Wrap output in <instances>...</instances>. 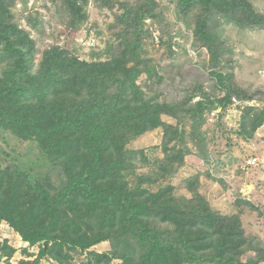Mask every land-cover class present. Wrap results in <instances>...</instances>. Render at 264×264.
I'll return each instance as SVG.
<instances>
[{
    "label": "trees",
    "instance_id": "16d2710c",
    "mask_svg": "<svg viewBox=\"0 0 264 264\" xmlns=\"http://www.w3.org/2000/svg\"><path fill=\"white\" fill-rule=\"evenodd\" d=\"M87 1L65 0L67 9L79 15V19L84 16L81 10ZM119 3L117 21L123 26L112 57L79 60L67 50L52 46L42 54L37 72L28 73L32 40L10 22L5 0H0V44L13 58L12 65L3 72L5 77L0 78V123L22 140L35 139L47 159L61 164L65 176L61 185L50 180L34 184L9 165L0 168V222L5 221L29 244L41 243L39 256H49L61 264H70L69 250L85 251L98 242L116 239L139 241L143 247L137 257L125 250L116 252L122 264H182L200 260L250 264L239 258L242 252H238L237 245L242 229L237 216L214 214L198 194L184 204L177 202L171 190L161 187L153 191L141 184L143 180L149 181V175H139L132 182L126 176L133 167V153L126 149V143L163 127L164 149L171 150L166 144L180 135L182 126L179 121L171 125L161 118L162 114L177 118L174 105L144 97L135 82L140 71L142 25L146 18L156 17L157 1ZM178 3L182 10L195 6L205 9L196 18L194 35L207 47L213 60L224 45L211 34L207 14L219 12L237 23L264 25V16L246 0ZM18 74L27 77L16 80ZM226 75L217 74L225 93L212 106L225 107L231 101L233 85L224 81L229 78ZM26 92L30 96L22 101ZM242 98L252 99L248 94ZM202 111L201 102L187 110L200 115L193 118L196 121L192 125V137L198 142L204 141L199 131ZM262 124L264 106L247 105L239 132L251 137ZM175 155L167 152L171 162L181 160L180 151ZM154 220L174 227L169 239L160 236L169 230L160 231L150 225ZM207 253L209 259L204 258ZM89 256L90 264L92 260L97 264L101 257H110L93 251Z\"/></svg>",
    "mask_w": 264,
    "mask_h": 264
},
{
    "label": "rangeland",
    "instance_id": "374dc122",
    "mask_svg": "<svg viewBox=\"0 0 264 264\" xmlns=\"http://www.w3.org/2000/svg\"><path fill=\"white\" fill-rule=\"evenodd\" d=\"M138 1L88 0L81 10L82 19L67 9L65 0H5V3L10 22L32 40V58L27 63L28 73H35L42 54L52 46L67 50L79 60L112 57L123 26L117 21L119 2ZM156 1V17L146 18L142 25L140 71L135 82L144 97L174 105L177 118L166 114L161 118L171 125L179 121L182 129L178 137L166 144L171 150L164 149L163 127L144 132L126 143V149L133 153V167L126 176L132 182L139 175H149V181L143 180L141 184L153 191L161 187L171 190L177 202L184 204L198 194L214 214L237 216L242 229V239L237 245L238 252H242L240 260L264 264V124L251 137L239 132L243 109L247 105L264 106V25L237 23L219 12L207 14L211 34L224 45L213 60L207 47L194 35L196 18L205 9L195 6L182 10L178 0ZM246 1L264 16V0ZM12 63L13 58L1 43L0 78L5 77L3 72ZM219 73L227 74L229 78L224 81L233 85L231 101L225 107L212 106L225 93ZM26 77L18 74L15 79ZM25 86L27 89V83ZM243 94L252 99H243ZM29 96L26 92L21 100ZM196 102L203 106L199 127L202 142L192 137L193 118L200 115L187 112ZM178 151L181 160L171 162L167 152L176 156ZM253 157L256 160L252 164L249 160ZM8 165L34 184L47 180L56 185L65 182L61 164L47 159L35 139L22 140L0 123V168ZM150 225L160 231L169 230L160 234L163 238L169 239L173 234L174 227L163 221H150ZM40 244H29L5 221L0 222V264H61L49 256H39ZM142 248L139 241L104 240L85 251L69 250L68 261L90 264L89 252L93 251L110 256L101 257L97 264H122L116 252L125 250L126 254L137 257ZM209 257V253L204 255L205 259ZM182 264L222 263L200 260Z\"/></svg>",
    "mask_w": 264,
    "mask_h": 264
},
{
    "label": "built area",
    "instance_id": "2783aa9c",
    "mask_svg": "<svg viewBox=\"0 0 264 264\" xmlns=\"http://www.w3.org/2000/svg\"><path fill=\"white\" fill-rule=\"evenodd\" d=\"M256 160V157H253V158H251L250 160H249V162L251 163L252 162V164H253V162Z\"/></svg>",
    "mask_w": 264,
    "mask_h": 264
}]
</instances>
